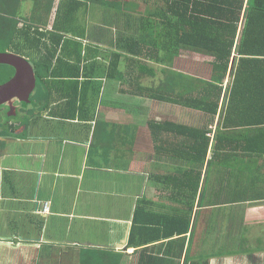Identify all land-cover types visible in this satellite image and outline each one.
Listing matches in <instances>:
<instances>
[{
	"label": "crops",
	"instance_id": "1",
	"mask_svg": "<svg viewBox=\"0 0 264 264\" xmlns=\"http://www.w3.org/2000/svg\"><path fill=\"white\" fill-rule=\"evenodd\" d=\"M135 1L139 14L155 6V0ZM139 14L121 21L124 40L135 33ZM115 24L112 17L97 21L99 38L79 39L85 61L79 76L57 80L64 90H54L50 78L36 95L37 80L36 96L9 114L17 120L12 131L19 130L0 136V264H264V153H222L214 160L209 151L199 166L201 153L191 157L184 147L177 153L185 136L177 137L176 124H215L209 126L215 139L219 114L212 121L161 99L162 85L181 73L177 65L193 63L188 59L165 66L154 55L127 53L119 77L110 72ZM30 103L41 113L25 123L19 109ZM164 121L173 127L152 124ZM198 171L191 209V175ZM187 214L186 234L157 240Z\"/></svg>",
	"mask_w": 264,
	"mask_h": 264
},
{
	"label": "trees",
	"instance_id": "2",
	"mask_svg": "<svg viewBox=\"0 0 264 264\" xmlns=\"http://www.w3.org/2000/svg\"><path fill=\"white\" fill-rule=\"evenodd\" d=\"M27 2L30 7L26 11ZM154 4L153 8L139 14L136 10L139 3L135 0H0V53L19 57L24 56L16 52L28 57L37 54L38 59L33 61L38 83L53 78V89L58 88L61 92L64 82L57 80L79 76L78 65L85 61L79 39L99 38L100 28L90 24L86 28L85 24L89 8L96 5L97 17L115 18L118 26L117 41L115 34L111 39L117 52L113 55L110 70L117 78L120 58L127 55L134 58L154 55V60L165 66L181 58L184 55L181 51L185 55L208 59V62L205 60L211 67L208 81L178 72L175 78L167 79L162 85L166 90L162 91V100L201 112L210 116L212 121L219 114L215 139L209 128L215 124L191 127L176 124L177 137L185 136L183 142L176 145L177 153L179 150L183 152V147L191 157L201 153V157L195 158L198 166L204 165L209 151L214 154V160L222 153L236 156V153L263 154L264 0H155ZM124 12L127 13L121 15ZM137 13L135 33L128 34L124 40L126 28L120 26L123 25L121 21L123 18L135 20ZM91 15L94 16L93 11ZM81 19L84 24L80 23ZM240 26L241 37L237 43ZM120 40L124 42L119 43ZM71 59L77 62V66L71 65ZM143 69L148 71L145 66L141 73H144ZM13 75L12 69L0 67V86L10 81ZM172 87L177 88L176 94L169 91ZM152 124H171L173 127L174 123ZM12 129L8 123H0V136L9 134L7 130ZM214 160L211 163L209 160V168L214 165ZM191 177L192 183L196 182L190 193L192 209L201 172H195ZM211 185L208 184L203 193L208 194ZM212 192L216 191L211 190L209 194ZM174 223L176 227L170 233H160L157 240L171 238L175 233L186 234L188 214L185 218L176 216ZM178 223H184L182 229Z\"/></svg>",
	"mask_w": 264,
	"mask_h": 264
},
{
	"label": "water",
	"instance_id": "3",
	"mask_svg": "<svg viewBox=\"0 0 264 264\" xmlns=\"http://www.w3.org/2000/svg\"><path fill=\"white\" fill-rule=\"evenodd\" d=\"M0 67L14 72L12 79L0 86V107H7L11 114L19 105L29 103L37 89V78L33 66L13 54L0 53Z\"/></svg>",
	"mask_w": 264,
	"mask_h": 264
},
{
	"label": "rangeland",
	"instance_id": "4",
	"mask_svg": "<svg viewBox=\"0 0 264 264\" xmlns=\"http://www.w3.org/2000/svg\"><path fill=\"white\" fill-rule=\"evenodd\" d=\"M29 4H30V2H27L25 4L26 11L29 10V7H30ZM97 9L98 8H97L96 5L89 8V10H88L89 13L87 14V17L88 18L86 19L87 20V24L89 22L91 26H96L97 25V21H99V20L101 21V19L103 21H108L109 20L108 17H106V18H102L101 17V19L98 18L97 15H96V12H95V11H97ZM92 11H93L94 16L91 15ZM80 23L81 24H84V20L81 19L80 20ZM85 24H86V21H85ZM46 33H47V31H46ZM2 51H4V50H2ZM16 53H17V55H20L21 54L20 56H24V58L28 61V63L29 62H33V64H30V63L29 64L34 67L35 64H34L33 58L28 57V55H24L22 52H16ZM180 53L181 54H184L181 57L183 60L188 59L187 61H192L193 63L192 64H184V63H181L180 65H177V70L178 71H181L184 74L192 75V76L197 77V78L201 77V78H204V79H210V76H211V67L206 64L208 62V59H206L207 62L205 64L204 63L201 64L200 61H201L202 57H198L197 58L196 56L194 57V56H192L190 54L189 55H185V53L182 52V51ZM160 67H162V66L160 65ZM155 70L157 71V69H155ZM162 74H163V70H162ZM146 80H148V79L146 78ZM163 80H165V79H163ZM41 84H42V81L39 80V84H38V86H39L38 92L39 93H36V95L37 94L40 95L42 93V91H43V88L41 89V86H40ZM36 95H34V96H36ZM179 110L180 109L177 108V113H178ZM162 115H165V114L163 113ZM19 124H21V123H19ZM190 125L201 126L202 124H190ZM20 135L27 136V133L26 134L25 133H20ZM230 202H233V201H230ZM223 212H224V210L223 209H220L219 214L222 215ZM204 215H205V213L203 212L202 213V216H204Z\"/></svg>",
	"mask_w": 264,
	"mask_h": 264
},
{
	"label": "flooded vegetation",
	"instance_id": "5",
	"mask_svg": "<svg viewBox=\"0 0 264 264\" xmlns=\"http://www.w3.org/2000/svg\"><path fill=\"white\" fill-rule=\"evenodd\" d=\"M31 102H33V100H31ZM39 107H42V108H44L43 106H38V108ZM35 106L33 105V104H29V105H27V106H25V107H21L20 109H19V112H21V116H22V118L24 119V121H25V123H29V122H31V121H33L34 122V120L38 117V116H40V111H39V109H37V111H35ZM9 109L7 108V107H0V123H8L9 125L10 124H13V123H15V124H17V120H14V118L13 117H15L16 115H11V116H9L8 114H9ZM4 117H8V119L7 120H5L4 119ZM19 123H21V122H19ZM19 130V128H15V131H12V134L14 133V132H16V131H18ZM9 133H10V135H11V131H8Z\"/></svg>",
	"mask_w": 264,
	"mask_h": 264
},
{
	"label": "built area",
	"instance_id": "6",
	"mask_svg": "<svg viewBox=\"0 0 264 264\" xmlns=\"http://www.w3.org/2000/svg\"><path fill=\"white\" fill-rule=\"evenodd\" d=\"M49 211H50L49 205L48 204H44L42 213L43 214H47V213H49Z\"/></svg>",
	"mask_w": 264,
	"mask_h": 264
},
{
	"label": "clouds",
	"instance_id": "7",
	"mask_svg": "<svg viewBox=\"0 0 264 264\" xmlns=\"http://www.w3.org/2000/svg\"><path fill=\"white\" fill-rule=\"evenodd\" d=\"M227 85V84H226ZM210 129H212V128H210Z\"/></svg>",
	"mask_w": 264,
	"mask_h": 264
}]
</instances>
